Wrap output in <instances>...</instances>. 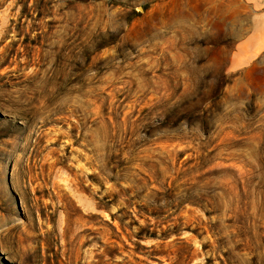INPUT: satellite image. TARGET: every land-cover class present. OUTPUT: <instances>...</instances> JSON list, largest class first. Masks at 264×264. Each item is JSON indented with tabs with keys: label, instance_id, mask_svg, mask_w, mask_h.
Instances as JSON below:
<instances>
[{
	"label": "rangeland",
	"instance_id": "obj_1",
	"mask_svg": "<svg viewBox=\"0 0 264 264\" xmlns=\"http://www.w3.org/2000/svg\"><path fill=\"white\" fill-rule=\"evenodd\" d=\"M0 264H264V0H0Z\"/></svg>",
	"mask_w": 264,
	"mask_h": 264
}]
</instances>
